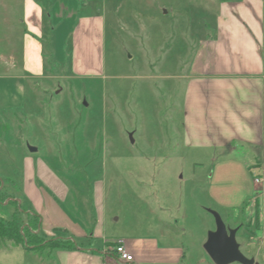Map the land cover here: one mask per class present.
Masks as SVG:
<instances>
[{"label": "rangeland", "instance_id": "obj_1", "mask_svg": "<svg viewBox=\"0 0 264 264\" xmlns=\"http://www.w3.org/2000/svg\"><path fill=\"white\" fill-rule=\"evenodd\" d=\"M40 1L52 12L39 39L50 77L31 79L24 0H0V218L17 212L21 231L43 239L24 237L38 250L0 245V264L93 262L74 249L50 255L48 242L69 239L60 230L45 234V218L41 225L24 194L26 155L50 197L95 218L94 248L106 237L158 234L166 220L177 233L169 241L186 249L184 264H214L203 247L216 228L211 211L225 223L230 215L244 221L249 166L260 159L247 144L231 150L187 140L189 73L201 41L214 34L221 0Z\"/></svg>", "mask_w": 264, "mask_h": 264}, {"label": "crops", "instance_id": "obj_2", "mask_svg": "<svg viewBox=\"0 0 264 264\" xmlns=\"http://www.w3.org/2000/svg\"><path fill=\"white\" fill-rule=\"evenodd\" d=\"M24 6V23L28 27L24 34L23 65L29 71L26 77L47 78L49 75L43 73L45 56L39 39L44 32L45 13L50 19L52 12L40 0H24ZM201 43L186 88L187 140L196 141L203 147L231 150L237 149L238 144H247L253 148L256 157L260 155V159L249 166L254 175L249 186L250 199L244 207V221L241 222L243 217L230 215L226 224L234 228H240L244 223L249 225L241 235L238 229L240 249L255 260L254 264H264V180L258 184L254 181L257 175L264 177V0H221L214 34ZM253 167L262 172L256 173ZM32 171L31 158L26 155L24 194L36 208L35 214L41 215V225L45 218V234L55 238L57 230L67 233L66 237L74 247L60 249L92 255L91 264H97L98 257L102 264H184L186 249L182 244L169 241V236L177 233L171 231V224L166 220L164 224L159 223L158 234L115 240L114 243L123 241L133 255V261H124L115 252H108L114 243L107 237L102 248H94L91 241L95 218L72 206L65 209L62 205L65 197L62 204L50 197L32 179ZM57 183L60 192L66 196L68 186L61 181ZM15 200L19 205L25 203L22 199ZM38 216L34 215L35 218ZM101 221L104 227V217ZM41 225L39 230L42 232ZM54 250L49 252L50 255ZM94 253L101 256L95 258Z\"/></svg>", "mask_w": 264, "mask_h": 264}, {"label": "water", "instance_id": "obj_3", "mask_svg": "<svg viewBox=\"0 0 264 264\" xmlns=\"http://www.w3.org/2000/svg\"><path fill=\"white\" fill-rule=\"evenodd\" d=\"M132 137V136H131ZM132 142H134L132 138ZM32 152L37 151L36 147L30 146ZM214 215L216 228L208 233L203 245L206 253L214 264H254L253 258H248L240 249L237 239L238 227H228L217 211H211Z\"/></svg>", "mask_w": 264, "mask_h": 264}, {"label": "trees", "instance_id": "obj_4", "mask_svg": "<svg viewBox=\"0 0 264 264\" xmlns=\"http://www.w3.org/2000/svg\"><path fill=\"white\" fill-rule=\"evenodd\" d=\"M223 1H231V0H223ZM47 59V56H45ZM258 211V210H257ZM257 218V213H256ZM29 235V244L35 243L40 244L43 239L39 237L36 233L28 231L26 234L21 231V225L19 222V218L17 216V212H14V215L9 220H4L0 218V245L7 244L8 241L13 242L16 245H21L27 250H38V246L34 248L29 247V245H24V237ZM33 241V242H32ZM48 247H51L52 250L60 247H74L73 243L70 241L63 240H51L48 242Z\"/></svg>", "mask_w": 264, "mask_h": 264}, {"label": "built area", "instance_id": "obj_5", "mask_svg": "<svg viewBox=\"0 0 264 264\" xmlns=\"http://www.w3.org/2000/svg\"><path fill=\"white\" fill-rule=\"evenodd\" d=\"M264 180L263 176H255V183H261ZM110 253H116L119 258H121L124 261L130 262L133 261V255L131 252H129L126 245L123 243V241L116 242L115 245L110 246L107 250Z\"/></svg>", "mask_w": 264, "mask_h": 264}]
</instances>
